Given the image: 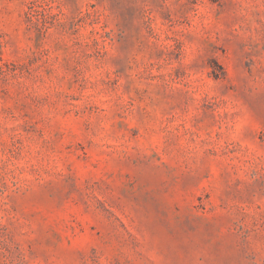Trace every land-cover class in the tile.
Masks as SVG:
<instances>
[{"label": "rangeland", "instance_id": "rangeland-1", "mask_svg": "<svg viewBox=\"0 0 264 264\" xmlns=\"http://www.w3.org/2000/svg\"><path fill=\"white\" fill-rule=\"evenodd\" d=\"M0 264H264V0H0Z\"/></svg>", "mask_w": 264, "mask_h": 264}]
</instances>
